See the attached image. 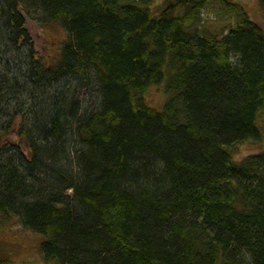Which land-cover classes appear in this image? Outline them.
<instances>
[{
	"label": "trees",
	"instance_id": "16d2710c",
	"mask_svg": "<svg viewBox=\"0 0 264 264\" xmlns=\"http://www.w3.org/2000/svg\"><path fill=\"white\" fill-rule=\"evenodd\" d=\"M156 1L0 0V222L50 264H264V153H232L263 137L264 28ZM25 17L70 35L53 64Z\"/></svg>",
	"mask_w": 264,
	"mask_h": 264
},
{
	"label": "rangeland",
	"instance_id": "374dc122",
	"mask_svg": "<svg viewBox=\"0 0 264 264\" xmlns=\"http://www.w3.org/2000/svg\"><path fill=\"white\" fill-rule=\"evenodd\" d=\"M228 1L247 8L250 18L264 28V10L260 5V0ZM161 2L162 0L156 1L152 7H156ZM234 13L232 8L226 6L222 0L210 1L203 10L202 24L206 29L213 32L226 33L234 21ZM25 18L35 56L42 57L48 63L53 64L59 58L63 44L71 38L70 35L59 25H42L40 19ZM163 87V85H154L145 93L148 105L158 110H162L167 101V94ZM86 91L92 93L93 89L88 88ZM257 122L263 137L260 140L251 138L247 142H242L233 147L234 161H241L248 155L264 153V110H261ZM15 140L14 132L10 141L15 142ZM68 194L71 195L72 193L69 192ZM43 240L42 236L29 231L22 223L21 218L16 215L12 214L0 222V251L11 256L13 264H50L41 253Z\"/></svg>",
	"mask_w": 264,
	"mask_h": 264
}]
</instances>
